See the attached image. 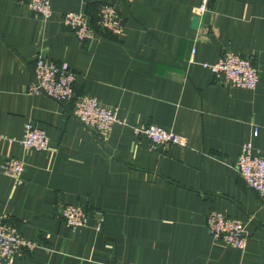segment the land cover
Masks as SVG:
<instances>
[{
  "label": "crops",
  "instance_id": "1",
  "mask_svg": "<svg viewBox=\"0 0 264 264\" xmlns=\"http://www.w3.org/2000/svg\"><path fill=\"white\" fill-rule=\"evenodd\" d=\"M28 1L0 0V166L24 165L18 186L0 169V214L39 245L13 264H264V200L235 167L245 143L264 156V0L210 2L201 19L200 0H49L46 21ZM103 4L123 19L118 37L96 27ZM70 12L88 17L92 39L61 25ZM225 52L252 61L254 90L201 66ZM38 55L67 63L76 95L115 109L122 124L96 132L73 103L29 95ZM26 123L45 132L46 151L19 144ZM148 125L185 147L151 149L133 133ZM62 205L82 207L86 224L68 228ZM210 212L243 223V251L209 235Z\"/></svg>",
  "mask_w": 264,
  "mask_h": 264
},
{
  "label": "built area",
  "instance_id": "2",
  "mask_svg": "<svg viewBox=\"0 0 264 264\" xmlns=\"http://www.w3.org/2000/svg\"><path fill=\"white\" fill-rule=\"evenodd\" d=\"M119 1L129 3L134 0ZM215 1L219 0H200L195 9L196 17L201 19L205 13L211 12L209 3ZM27 7L35 18L42 21L48 20L52 15L49 0H29ZM60 23L80 42L93 37L94 29L88 17L83 14L65 13L61 16ZM96 27L100 32H107L115 37L124 31L123 19L116 8L109 4L99 6ZM33 64V75L27 88L29 95H43L62 105L73 103L74 117L84 127L96 132L109 131L114 125L122 124L115 109L104 107L94 97L76 95L74 91L76 76L67 63L48 62L38 55ZM201 66L212 74L215 81L223 80L233 88L252 91L259 80L258 72L250 59L230 52L223 53L216 63H202ZM133 133L145 137L151 149L162 145L178 147L186 145L182 136L155 125L133 129ZM19 144L26 150L46 151L48 138L43 130L26 123ZM235 167L246 186L264 200V156L259 152H253L251 144L245 143L241 147ZM0 169L3 175L13 180L15 186L21 185L24 171L22 161L15 158L5 159ZM59 218L68 228L74 230L83 227L88 217L80 206L62 205ZM206 228L213 239L238 251L245 249L247 236L241 221L210 212L206 215ZM95 229L100 230L99 223ZM38 247V243L24 239L17 227L0 214V264H13L14 259L22 258Z\"/></svg>",
  "mask_w": 264,
  "mask_h": 264
}]
</instances>
